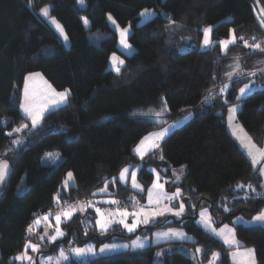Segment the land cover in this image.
Masks as SVG:
<instances>
[{
    "label": "trees",
    "instance_id": "trees-1",
    "mask_svg": "<svg viewBox=\"0 0 264 264\" xmlns=\"http://www.w3.org/2000/svg\"><path fill=\"white\" fill-rule=\"evenodd\" d=\"M254 2L264 9V0H84L83 6L79 0H0V121L6 120L0 122V161L9 163L0 187V264H22L13 258L36 239V235L28 236L29 224L55 202L86 203L105 181L116 178L132 160L138 141L158 126L154 116L144 114L165 107L171 118L181 111L193 116L149 153L137 179L145 189L153 178L150 166L158 167L159 157L166 177L183 166L180 185L186 210L179 217L157 219L151 227L178 225L202 247V262L217 250L221 253L217 264H225L222 243L195 219L200 207L208 208L216 225L231 222L239 214L248 217L264 207V181L228 133L224 119L227 106L240 102L237 121L254 143L263 145L264 72L260 71L264 52L245 47L239 39L226 51L219 43L230 38V30L249 44L252 37L264 41ZM45 6L50 9L49 17L62 26L67 44L39 16ZM145 8L154 9L156 15L138 24ZM106 14L120 26H130L128 42L134 51L129 56L117 49V35ZM208 26L213 29L212 46L200 49L202 30ZM111 53L124 61L119 73L107 69ZM237 58L243 73L256 75L229 79L226 74ZM32 72H40L56 90H69L66 102L45 113L35 129L19 109L24 78ZM225 82L228 87L221 94L219 88ZM247 82L259 88L239 101V88ZM22 124L28 127L7 135ZM17 139L21 143L12 142ZM52 152L56 158L43 163V156ZM67 172L75 184L55 198ZM112 181L109 189L119 205L129 207L137 199L133 193L138 198L144 194L117 178ZM238 183L245 187L237 188ZM94 216L92 209L77 211L62 221L65 235L52 243L45 240L38 253L126 236L115 234L114 228L95 231ZM234 230L243 246L253 247L256 263L264 264V226L237 223ZM176 247L164 251L158 264H193L189 254ZM155 248L72 258L65 264H155Z\"/></svg>",
    "mask_w": 264,
    "mask_h": 264
},
{
    "label": "snow or ice",
    "instance_id": "snow-or-ice-1",
    "mask_svg": "<svg viewBox=\"0 0 264 264\" xmlns=\"http://www.w3.org/2000/svg\"><path fill=\"white\" fill-rule=\"evenodd\" d=\"M79 3L83 6L84 0H79ZM50 9L48 7H43L40 9V14L44 17L49 16ZM140 17L142 18H149L156 15V13L153 10L150 9H143L140 12ZM261 16H264V9L261 10ZM109 20L113 24H116V21L109 15ZM50 22L56 26V28L59 30L60 34L64 36V39L67 40L68 37L64 34L62 26L58 23V21L55 20V18H51ZM85 26L88 25V20L84 19ZM260 25L261 27H264V19H260ZM117 30L120 33V45L124 50H131L132 45L128 42V28H119V25H117ZM203 47H210L212 46V40H211V33L213 31L212 27H205L203 30ZM237 39L242 40L245 47L252 48L254 50H260L264 52V41H256L255 37H252L253 43L249 44L247 40H244V38L241 36L239 38L236 37L235 31L230 30V38L226 40L220 41V45L224 51L228 49V46L230 44L236 43ZM113 62V68L117 73L120 72V65L124 64V61L121 60L118 56L113 54L111 57ZM229 79H231L234 75H249V76H255L256 72H250V73H243L241 70V66L239 65L238 58L235 63V70L233 72H229L226 74ZM39 78L44 85V88L42 90H37L34 84L32 83L34 79ZM215 78V77H214ZM228 85L225 84L224 87L220 89V92L223 93L226 91ZM253 85L251 83L244 85V87H241L239 89V95L237 96V100L241 99L243 96L247 95L249 92L252 91ZM211 91V90H209ZM68 97V91L65 90L64 92H57L46 80H43V77L40 73H30L24 81V88H23V103L21 104V108L24 111L25 115L29 118L31 121V127L35 129L42 121V119L45 116V113L49 112L50 110L58 107L61 104H64ZM203 103V101H202ZM226 103V101H225ZM166 104V102H165ZM167 111L166 107L162 108L161 111L156 112H149L145 113L144 115H151L154 116L157 121L160 120V118L163 116L164 112ZM237 111L236 106H232L229 108L230 113H235ZM187 118V117H185ZM4 122L5 121H0ZM162 123H166V121H162ZM176 125H169L168 128H163L161 131L150 133L148 136H145L139 143V145L134 149V151L143 158L144 155L152 151L154 149H158L160 147L159 143L157 141L163 140L164 137L168 134L170 128L175 127ZM27 124H22L19 127L13 129L12 132L7 133V135L12 136L13 132H21L23 129L27 128ZM237 131L243 132L242 128H238ZM240 139V142L248 149V155L251 157V162L255 166L260 163V160L257 159V157H260V159H264V151H261L259 149H255V145L251 142V138L248 137L246 134L241 135L238 137ZM15 144L21 143L20 140H13L12 141ZM255 149V151H253ZM162 158V157H161ZM9 170V165L7 161L0 162V183H3L6 179L7 173ZM129 174V168H124L120 174H119V180L124 181L126 180L127 176ZM259 174L261 176H264V168L259 169ZM72 179V173H68V180L65 181V185L67 186L69 181ZM177 180H179V176L176 177ZM131 181H132V187L133 188H141V186L137 183V173L135 171L131 172ZM116 182V178H113L112 183ZM239 189H243L245 187L244 184H237L236 186ZM264 187V185H262ZM108 188V182H105V187L100 189L99 191L101 193H106ZM164 185L159 182V174H157V180L153 183L152 187L148 189V204L156 205V207H141L138 211H132L129 212L127 208L120 209L117 208L115 212L112 211H102L101 208L95 207V212L97 214V219L95 221L96 225L100 228L102 232H106L108 228L111 226L112 223H119L123 225V227L128 232H134L137 227L140 226V224H149L150 222L154 221L156 217H162L165 214H172L177 217L181 216L184 211V203L181 202L179 204L178 210H175L173 207H170L169 205L165 204L163 207H161V204L163 201L167 200L169 202L173 201L174 199L178 198L180 196V190L177 188L176 192L169 195L163 191ZM247 188L251 192H256V189L252 186V184H248ZM96 193H93L95 195ZM245 199L248 198L247 194L244 197ZM59 202V201H57ZM104 203L108 204H119L120 202L117 200H108L104 201ZM94 207V202L88 201L86 203L84 202H78L75 205L69 204L61 209L59 213L55 215V231L54 234L50 235L48 239L50 241H56L58 238L65 235L63 230L59 227L62 218L64 220H69L72 218V216L77 211H86L87 208ZM229 209L226 207L225 211H228ZM207 210H204L200 213L201 216V223L204 224L209 231H211L213 234H215L218 237H221L223 239V242L226 245L229 246H235L237 248V251L232 253L234 261L238 260V264H256L255 261V253L252 249H246L243 252L239 251V248L241 247L239 245V242L235 239V233L232 228H229L228 225H225L223 229L220 231H217L215 228L212 227L213 221L210 215L206 214ZM119 217L118 220L114 219V217ZM129 216L133 217L132 223H129L127 218ZM49 217L45 215L43 217L44 221H48ZM253 222H260L264 223V211L259 212L256 216L253 217ZM34 223L36 225H39L41 223V220L37 218ZM51 227V225H49ZM28 232L31 234L33 232L32 225H29ZM87 234V233H85ZM47 235V233L45 234ZM158 238H176V239H185L186 235L183 232L177 231V230H169L168 232L163 233H157L156 234ZM41 240L44 239L43 236L40 237ZM145 246L144 242H141L139 240L134 241L132 243V247L134 248H143ZM25 251L21 254L16 255L13 259L16 261H27L28 264H35L33 261V258L27 254V249L31 248L33 252L39 251V244H34L31 241H28L25 244ZM117 246L116 245H104L99 249V252H109L115 250ZM124 247H127L125 245ZM201 249L197 248L196 252H200ZM69 252L76 257H86L89 255H96V249L92 246L87 247H73L69 249ZM157 255H160V253H157ZM213 258L218 259L219 253H213ZM69 259V256L65 253L63 249L59 252V256L56 260V264H61V261H66ZM48 264H52V257H47Z\"/></svg>",
    "mask_w": 264,
    "mask_h": 264
},
{
    "label": "rangeland",
    "instance_id": "rangeland-1",
    "mask_svg": "<svg viewBox=\"0 0 264 264\" xmlns=\"http://www.w3.org/2000/svg\"><path fill=\"white\" fill-rule=\"evenodd\" d=\"M254 5V13H255V16H256V19L257 21L259 22L260 24V19H264V16H261V8L259 7L258 3L257 2H254L253 3ZM47 7V6H45ZM150 10H153L155 13L157 11H155L154 9H150ZM142 11V10H141ZM159 13H161L162 15H164V12L162 11H159ZM38 14L39 16L49 24V26H51L53 28V30L56 32V34L58 36H61L63 38V40L65 41V43L67 44V40L64 39V36L60 34L59 30L56 28V26L54 24H52L50 22L51 18L53 17H44L40 14V10L38 11ZM140 14V13H139ZM110 14H106V19H107V22L109 24V26L115 31L116 35H117V49L123 54V55H126V56H129L130 54H132V52L134 51V48L132 46L131 50H124L122 48V46L120 45V33L119 31L117 30V25H119L117 22L116 24H113L111 22V20L108 19ZM112 17V16H111ZM113 18V17H112ZM151 18V17H149ZM149 18L145 19V18H142L140 17L139 15V21H138V24H142L144 23L146 20H148ZM261 26V25H260ZM209 27V26H208ZM119 28L123 29V28H128L129 29V33H128V36L130 35L131 33V28L130 26H120L119 25ZM264 31V27H261ZM128 39V37H127ZM203 39H204V36L202 35V38H201V41H200V44H199V48L200 49H205L207 47H203ZM113 54H115L116 56H118L121 60H123L120 55H118L117 53H111L110 54V58L108 60V63H107V69L111 70V71H114L115 72V69L113 68V62H112V59L111 57L113 56ZM121 66V65H120ZM235 70V65L232 66V71L233 72ZM264 72V69L260 71V73H263ZM32 73H40V72H32ZM260 73H258L257 75H259ZM41 74V73H40ZM264 74V73H263ZM29 75V74H28ZM26 75L25 78L28 76ZM41 76L43 77V80H46L47 79L41 74ZM25 78H24V81H25ZM251 81V80H249ZM48 82V81H47ZM34 84V86L36 87L37 90H42L44 88V85H43V82L39 79V78H36L34 79V81L32 82ZM251 83L253 85V88H252V91L255 90L256 88H259V85L258 84H255L254 82H247L245 83L244 85L246 84H249ZM49 84V83H48ZM227 84L228 85V82H225L220 88L219 90L224 87V85ZM244 85L242 87H244ZM23 88H24V82H23V87H22V90H21V97H20V104H19V109L22 113V115L26 118L27 122L31 125V121L29 120V118L25 115L24 111L22 110L21 108V104L23 103ZM53 88V87H52ZM241 88V87H240ZM239 88V89H240ZM55 89V88H54ZM56 90V89H55ZM65 90L69 91L68 89H63V90H56L57 92H64ZM227 90V89H226ZM251 91V92H252ZM226 91L223 92V94H225ZM249 92V93H251ZM221 93V92H220ZM248 93V94H249ZM222 94V93H221ZM238 95H239V91H238ZM237 95V96H238ZM246 96V95H245ZM245 96H243L242 98H244ZM241 98V99H242ZM239 99V101L241 100ZM232 106H236L237 107V110L239 109L240 107V102L238 101H235L234 103H231L227 106L226 110H225V113H224V119H225V124H226V129L228 131V133L231 135V137L234 139V141L236 142V144L240 147V149L243 151V153L245 154V156L249 159V161L251 162V157L248 155V149L240 142V139H238L239 136L241 135H244L246 134L248 137H250V135L241 127V125L239 124V122L237 121L236 119V112L235 113H230L229 112V108H231ZM160 111V110H159ZM193 114L192 113H186V111H181L177 114L176 117L174 118H171V115L170 114H167V112L165 111L163 116L160 118L159 121H157V119L155 118V121L157 122L158 126L157 128L151 130L150 132H148L147 134H145L139 141L138 143L135 145V147L133 148L132 150V153H133V158L132 160L130 161L129 164L125 165L124 167L121 168V170L119 171V173L116 175V178L119 180V174L120 172L124 169V168H129V174L126 178V180L124 181H121L119 180V182L127 185L130 189L136 191V192H139L141 193L142 191H144V194L141 198H138V195L136 193H133L135 195V197H137V199L133 200L130 204L129 207L127 206H122V205H119V204H108V203H104V201H108V200H117L119 201L111 192H110V189H109V185H108V188H107V192L106 193H101L99 190L104 188L105 187V182L100 186L98 187L94 193H96L90 200L88 201H92L94 202V207H89L88 209H92L93 213H94V222H93V227L95 229V231H101L100 228L96 225L95 221L96 219L98 218L97 217V214L95 212V207H99L102 209V211H105V212H108V211H112V212H115L117 208H120L121 210L124 209V208H127L129 212H132V211H138L141 207H145V208H148V207H156V205H149L148 204V189H150L153 185L154 182H156L157 180V174H159V182L162 183L164 185V188H163V191L169 195L173 194L176 192L177 188H179L180 190V196L176 199H174L173 201L169 202L167 200L163 201L162 204H161V207H163V205L167 204L169 205L170 207H173L175 210H178V207H179V204L181 202L184 203V208L186 210V203H185V198L183 197V187L180 185L183 178H184V167L183 166H179V167H176L172 170V173L170 176L166 177L164 175L165 173V166H164V163H163V159L161 157H159L157 159V165L158 167L156 166H150V170L152 171V175H153V178H152V181L148 184V186L144 189V187H142V184L138 181L137 179V183L141 186V188H133L132 187V181H131V172L135 171L137 173L138 169L141 167L142 165V161L149 155V153L153 152V151H156L157 149H154L152 151H149L147 152L143 158H141L135 151L134 149L139 145L140 141L145 137V136H148L150 133H153V132H158V131H161L163 128H168L169 125H173L175 124L176 126L175 127H172L170 128L168 134L164 137V139L167 138V136L172 133L174 130L178 129L179 127H181L182 125H184L185 123H187L191 118H192ZM187 117V118H185ZM5 121V120H3ZM162 121H166V123H162ZM238 128H242L243 129V132H239L237 131ZM13 133H17V132H13ZM251 138V137H250ZM163 139V140H164ZM163 140H160V141H157V143H159V145L162 143ZM251 142L255 145V149H259L261 151H264V143L263 145L259 146L257 145L256 143H254L251 139ZM255 149L253 151H255ZM55 154H57L56 152H52V153H46L43 158H42V162L43 163H48L49 160L51 159H55V157L53 156ZM258 160H260V163L257 164V165H253L252 162L251 164L253 165L254 168L258 169V172H259V169L260 168H264V159H260V157H257ZM163 163V165H162ZM179 176V180L176 179V177ZM261 176V175H260ZM262 180L264 181V176H261ZM113 178L111 179H108L107 182L109 181H112ZM87 201V202H88ZM204 210H207L206 211V214L207 215H210V212L208 210L207 207H200L198 208L197 212H196V219H195V222L196 224L202 229L204 230L206 233H208L209 235H211L212 237H214L215 239L219 240L222 245H223V248L225 250V253H226V256H225V264H238V260L240 259L239 257L237 258V260L234 261L233 259V256H232V253L237 251V248L235 246H229V245H226L224 242H223V239L221 237H218L216 236L215 234H213L211 231L208 230V228L202 224L200 221H201V216H200V213ZM261 211H264V207H262L258 212L256 213H253L251 214L250 216L246 217V216H243V215H236V216H233L232 219H231V222H226V223H222V224H219V225H216L214 222L212 224V227L215 228L217 231H220L221 229L224 228L225 225H228L229 228H232L234 230V224H237V223H241L243 225H261V226H264V223H260V222H253V217L256 216L259 212ZM80 212V211H78ZM185 212V211H184ZM166 216H173V217H177L175 215H172V214H165L164 216L162 217H156L155 220L157 219H162ZM211 216V215H210ZM63 219V218H62ZM114 219L118 220L119 217H114ZM128 222L129 223H132L133 221V217L132 216H129L127 218ZM154 220V221H155ZM154 221L150 222L149 224H140L139 227H137V229L134 231V232H128L124 227L123 225L119 224V223H112L111 226L108 228L107 231L111 230V229H115L114 233L116 234L117 231L118 232H124V234L126 236H114L111 238V240H108V241H104V242H100L99 244H97L96 242H80V243H77V244H74L72 247L70 248H73V247H87V246H92L96 249V255H89V256H86V257H76L75 255L71 254L69 252V249L67 250L68 252V256H69V259H79V260H85V259H88V258H93L95 256H98V255H106V254H110V253H113V252H117V251H128V250H137V249H141V248H134L132 247V243L134 241H141V242H144L145 246H152V245H155L156 248H155V252H154V256H153V262L155 264H158V263H161V255L164 251L166 250H171V248L173 247H176L178 250H181L183 252H186L187 254H189V256L191 257V260L193 262V264H217L220 260V257H221V253L220 251H217V250H213V252L210 254L209 258L206 260V261H201V253H202V247L195 244L194 243V238L191 234H188L182 227L178 226V225H164V226H160V227H155V228H152L151 227V223H153ZM213 221V220H212ZM140 227H144L143 230H140L141 232L138 231V229ZM146 227H151V228H146ZM169 230H177V231H180V232H183L185 235H186V238L185 239H176V238H171V239H166V238H158L157 237V233H163V232H168ZM102 232V231H101ZM234 233H235V230H234ZM54 234L53 232L52 233H48L46 235L47 237V240L49 242H51L48 237L50 235ZM119 234V233H118ZM117 234V235H118ZM235 239L239 242V245L241 246L239 248V251L240 252H243L245 251L246 249H253V247L251 246H243L240 241L238 240V238L236 237V234H235ZM82 243V244H81ZM104 245H116L117 247L115 248V250L113 251H109V252H104V253H101L99 252V249L101 247H103ZM125 245H127V247H124ZM144 246V247H145ZM173 246V247H172ZM199 248L201 249L200 252H196V249ZM61 249H63L62 247H60L58 249V251L56 252V255L55 257L58 258L59 256V252L61 251ZM157 253H160V255H157ZM213 253H219V258L218 259H214L213 258ZM45 257L44 254H40V259H39V264H42L43 262V258ZM68 259V260H69ZM66 260V261H68ZM256 261V260H255ZM64 262V261H63ZM52 263H56V261L52 260ZM257 264V263H256Z\"/></svg>",
    "mask_w": 264,
    "mask_h": 264
},
{
    "label": "crops",
    "instance_id": "crops-1",
    "mask_svg": "<svg viewBox=\"0 0 264 264\" xmlns=\"http://www.w3.org/2000/svg\"><path fill=\"white\" fill-rule=\"evenodd\" d=\"M59 37H60V39L62 40V42L65 44V41L63 40V38H62L61 36H59ZM109 58H110V56H109ZM119 67L121 68L122 65L119 66ZM112 72H114V71H112ZM114 73H116V71H115ZM29 74H30V73H29ZM27 75H28V74H27ZM68 95H69V91H68ZM61 105H62V104H61ZM59 106H60V105H59ZM53 156H55V155H53ZM55 158H56V156H55ZM2 161H6V160H1L0 162H2ZM7 163H8V162H7ZM8 165H9V163H8ZM8 173H9V170H8ZM8 173H7V175H8ZM68 173H69V172L66 173L64 179L62 180L61 185H60V187H59V190L55 193V195H54L55 198L58 197V196L60 195L61 191H66L68 188L74 186L75 183H74V179H73V177H72V179L69 181L68 185H67V186L65 185V181L68 180ZM6 177H7V176H6ZM1 184H2V183H0V187H1ZM57 213H59V212L52 213V212H50V211L48 210L46 213L37 216V217H36V218H35V219L29 224V225H32V227H33V232H32L31 234L28 232V236L31 237V236H35V235H36V239H35V241H34V244H39V245H40V244L44 243L45 240L48 241V240H47V237H46L45 234H46V233H47V234H48V233H52V232L54 233V231H55V225H56V221H55V218H54V217H55V215H56ZM45 215H47V216L49 217L48 221H44V220H43V217H44ZM37 218H39V219L41 220V223H40L39 225H36V224L34 223V221H35ZM62 221H64V219L61 220V223H62ZM61 223H60L59 227L63 230L64 228H62ZM49 225H51V227H50ZM28 227H29V226H28ZM63 232L65 233V230H63ZM41 236L44 237L43 240L40 239ZM52 242H54V241H51V242H49V243H52ZM81 244H82V243H81ZM59 248H60V247H59ZM24 251H25V250H24ZM24 251H23V252H24ZM23 252H21V253H23ZM27 254L33 258V261L35 262V264H39L40 254H44V255H45V257L43 258V262H42V264H48L47 257H49V256L52 257V260H54V261L57 260V258L55 257L56 252H54V253H50V252H41V253H38V251H37V252L27 251ZM56 256H57V255H56ZM21 262H22V264H28L27 261H21ZM62 262H63V261H61V263H62ZM54 264H56V263H54Z\"/></svg>",
    "mask_w": 264,
    "mask_h": 264
},
{
    "label": "built area",
    "instance_id": "built-area-1",
    "mask_svg": "<svg viewBox=\"0 0 264 264\" xmlns=\"http://www.w3.org/2000/svg\"><path fill=\"white\" fill-rule=\"evenodd\" d=\"M78 202H83V201L74 200V201H68V202H64V203H57V202H55V203L53 204V207L50 208L49 211L52 212V213L60 212L61 209H62L63 207H65V206H67V205H69V204L75 205V204H77ZM71 246H72V245L67 244V245H65V246L62 247L63 250L65 251V253H66L67 255H69L68 252H67V250H68ZM65 262H67V261H64V262H62V263L65 264ZM52 264H54V263H52Z\"/></svg>",
    "mask_w": 264,
    "mask_h": 264
}]
</instances>
